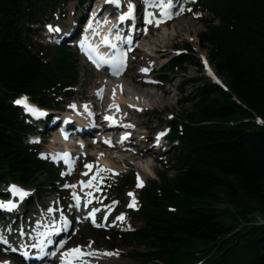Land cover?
<instances>
[{
  "label": "trees",
  "instance_id": "trees-1",
  "mask_svg": "<svg viewBox=\"0 0 264 264\" xmlns=\"http://www.w3.org/2000/svg\"><path fill=\"white\" fill-rule=\"evenodd\" d=\"M72 1L0 0V187L58 179L26 143L33 131L12 101L26 95L58 108L54 97L77 82L68 47L51 52L28 38L29 26ZM195 9L211 17L197 39L225 89L202 76L183 80L180 93L195 89L184 99L189 110L169 123L174 174L158 173L140 193L132 216L138 225L108 239L146 248L131 259L150 264H264V0H199ZM183 46L161 75L168 81L200 68L191 46Z\"/></svg>",
  "mask_w": 264,
  "mask_h": 264
},
{
  "label": "rangeland",
  "instance_id": "rangeland-1",
  "mask_svg": "<svg viewBox=\"0 0 264 264\" xmlns=\"http://www.w3.org/2000/svg\"><path fill=\"white\" fill-rule=\"evenodd\" d=\"M139 4V10L145 12V6H143V0H136ZM99 0H75L69 3L61 4L59 11H57L49 21L52 25H60L63 27L64 34H67L70 30L69 28V18L76 20L78 14L84 13L89 9L90 12H94L98 8ZM190 8H186L188 11ZM156 19H159V10L158 14L155 16ZM200 17V18H199ZM211 18L207 12H197L194 15H183L181 20L176 22H167L162 24V26L156 27L155 24H151L149 28L150 35L147 38H141L138 40V52L134 54L131 58L132 70L128 71L127 75L121 79H118L116 82L104 80L101 74H96L91 71L79 58L78 50L74 44L73 40H70L66 43L68 47L72 49V53L76 55L77 59V69L78 77L77 82L74 85L73 90L68 95H63L61 93L57 94L54 97V103L58 105L60 109L66 111V104H70L76 100L78 101H90L94 107L97 109L99 105H95V96L96 89L103 88L108 90V102L106 103L109 107L110 104L118 105L119 111L121 112L122 118L130 116V123L125 125H131L127 130L128 135H133V138H136L139 144L144 140V136L147 134L151 137H154L155 131L159 130L161 132H168V125L171 119H181L182 114L185 111H188L190 104L185 102L186 96L195 89V87L186 86L184 87V93L178 91V87L183 82L184 79L204 77L202 74L201 67L193 68L187 67L185 75L180 74H171L170 83H167V79L163 78L162 73L167 72L164 68L167 66V62L176 54L179 50H185L184 44L188 43L195 51L196 56L199 58L206 57L207 52L202 50L199 47V42L197 39L198 34L204 30L203 22L200 19H209ZM44 24H38L36 26H29L28 38L34 43V46L40 44L43 47H46L48 51H53V47L49 45L51 41L47 37H43L44 33ZM76 25L78 23H75ZM157 28V29H154ZM68 41V40H67ZM150 67L151 73L149 71L145 74L141 72V69L144 67ZM163 67V68H162ZM141 73L143 76H141ZM169 75V74H168ZM144 78L148 81V84L143 85L140 82V79ZM206 81H209L204 77ZM204 82V81H201ZM95 85H97L95 87ZM102 85V86H99ZM122 86V92L119 93L117 87ZM95 87V88H94ZM113 89H115V98L113 99ZM90 96H94V99H90ZM28 98V97H27ZM71 98V99H68ZM128 98H133L137 104L141 105L140 111H134L131 108L126 106V100ZM30 99V98H29ZM31 100V99H30ZM134 111V112H133ZM52 113V112H51ZM50 113V114H51ZM64 114V113H62ZM53 116L59 120L60 117H63L55 112ZM51 119V117H50ZM26 122V120H25ZM136 124V126H135ZM36 129V134H39L41 137L44 134L42 127L38 128L36 124L33 125ZM140 132V133H137ZM154 133V134H153ZM38 139V138H34ZM48 145L47 142H43L42 145L38 146L39 158L42 156L49 157L47 154H50L52 157L54 155L49 151L59 152V145L54 143ZM153 139V138H152ZM151 139V140H152ZM33 140L28 138V143H33ZM157 144V143H156ZM164 145V144H162ZM142 148H150L154 152L153 157L149 158H131L128 155H121L114 153L113 156L116 158V161L110 160L111 152L120 150V147L115 148L112 151H101L97 148H94L92 151L81 150L78 148L76 151L84 152V154H89L90 159H82L81 163L78 165L77 170L72 173V175L62 176L61 173L66 172L64 168H55V172L58 176L56 181L47 179V177L41 175L38 178V185L33 187H26L30 193L29 199L35 201L36 205H49L50 202L54 201H70V192L64 187L65 184L73 185L79 181V175L83 170V164L86 162L93 163L95 159L105 157L109 159V167L113 173H118V175L110 174L109 172L102 173L100 179V184L94 186V196L93 200L95 203V209H100V219L98 223H105L103 221V216L105 214H110L105 223L107 230H97L96 228H91L89 226H82L79 230H75V234H69L67 239V244L64 249L75 248L80 246L86 248L89 242L92 243V247L97 251L105 252H118L119 255L113 256L112 258L107 259H94V257H86L89 261H96L99 264H150L147 262H138L131 259L135 256V252L144 253L147 251L146 248L135 245L134 247H121L119 244H112L108 239V234L111 232H127L131 229L135 223L134 219L130 218V215L133 216L134 212H131L128 209V204L130 202V197L128 193H133L138 206L140 207V193L135 189L133 182L137 179V176L144 182L145 186L149 184L152 179H156L158 173H167V176L171 177L174 173L170 171L169 160L172 159L174 154V147L171 148V145H166L164 149L158 151L150 143H143ZM83 156L84 155H80ZM128 157L126 164H122L120 160ZM48 162H55L51 157L47 159ZM161 161V162H160ZM54 168V166H52ZM132 181V182H131ZM125 182H131L130 187L125 192L122 190ZM79 183V182H78ZM78 186H80L78 184ZM125 190V189H124ZM5 191V186L0 187V192ZM86 199L84 198V201ZM115 203L114 206L113 202ZM34 204L27 206L28 208L33 209ZM92 205L89 204L88 207ZM112 206V207H109ZM26 209V208H24ZM124 215L125 220L123 223L116 221V217ZM85 215V214H83ZM256 220L259 224H262V219L259 216H256ZM115 222V226L112 225ZM120 238V237H119ZM117 238L118 240H120ZM119 248V249H117ZM2 257H0V260Z\"/></svg>",
  "mask_w": 264,
  "mask_h": 264
},
{
  "label": "snow or ice",
  "instance_id": "snow-or-ice-1",
  "mask_svg": "<svg viewBox=\"0 0 264 264\" xmlns=\"http://www.w3.org/2000/svg\"><path fill=\"white\" fill-rule=\"evenodd\" d=\"M105 2L107 4L113 5L116 8H119L121 6V0H105ZM143 2L145 5L144 23L145 24H155L156 27H159V25L161 23H164L166 20H170L176 16L182 15L185 11V9L182 5L177 7L176 0H143ZM154 7L159 9L160 19H156V17L153 15V13L151 11H148V9L154 8ZM188 11H191V9H188ZM134 12H135V7L129 0V3L127 4V12L121 13L119 15V17H118L119 21L121 23H123L125 20L134 19ZM105 22L107 23V20ZM89 30H92L91 22L89 24ZM48 31L58 33V32H60V29L59 28H53L52 26H48ZM144 31L146 32L147 30L145 29ZM116 39L121 40L122 43H126L129 46H131L133 43L131 36H128L126 39H122L121 36L119 35V29H117ZM102 46L107 47V48L113 50L114 52L116 51V44L110 43L108 37H105L103 39ZM81 47H82V50L85 51V54L88 57V59L90 61H92L97 68H101L105 64H108L112 68L111 74L114 76H117V77L119 75H121V70L125 64L126 59H127V51H131V47H129L127 49V51L121 49V50H119L118 55L113 56L112 58L106 59L104 56L98 54V52H99L98 48H92L87 43L86 40L81 43ZM149 70H150V67L149 68H143V69H141V72L146 74ZM118 87H120V86H118ZM103 92H104L103 88H100L96 91V96L98 99L103 98ZM114 98H115V89H113V99ZM16 103L17 104H24L26 111L31 113L36 118H41V117H44L47 115V113H45V112L38 111L34 108L28 107L26 105L25 101L18 100ZM70 107L73 110H75V108H76L75 105H70ZM113 107H115L116 111H119L118 105H109V110H111ZM130 107H131V105H130ZM84 110L86 112L89 111L87 105L84 106ZM140 110L141 109H137V111H140ZM89 115H91L90 112H89ZM105 120L110 122L109 123L110 127L115 125L113 117L105 116ZM123 127H132V126L131 125H124ZM165 135H167V131L159 133L157 135V137H156L157 145L159 144L160 139ZM64 138L67 139V136L65 135ZM125 139H127V136H124L121 138V143H123V141ZM32 142L37 143L38 141H32ZM105 143H107V144H109V146H111L110 141H105ZM41 158L47 159L49 157L42 156ZM51 158L54 161L62 160L65 163V165L67 166L68 170L66 172L61 173L62 176L72 174L74 164H75V160L73 158H71L68 153L56 154L54 157H51ZM94 167H96L97 173L112 172L111 169L99 168L98 166H94L92 164L85 165V168L88 169V171H92V169ZM82 175L87 176L88 172H84V173H82ZM113 175H118V173H113ZM96 179H97V177L93 176L87 183L81 182V185H82L81 191H83V188H85V187H87V188L93 187V181ZM100 179H103V177H100ZM64 187L74 189L77 187V185L65 184ZM137 187L138 188L143 187V182L140 180L139 176H137ZM7 191L10 193V195L12 197L17 198L20 202L24 201L25 198L30 195V193L19 189L15 185L10 186L7 189ZM87 195H91V193L89 192V193H87ZM128 195L130 197H132V200L128 204V207L129 208L137 207V202L135 200L134 194L128 193ZM72 198L74 200V204L70 205L69 207L75 208L77 211L81 210L80 197L77 196L75 194V192H73ZM90 203H91V200L86 201L83 205L84 209H87L88 205ZM115 203H117V202L114 201L112 206H114ZM18 206H19L18 203L14 202L12 199H9L7 202L0 200V211L12 213L13 211H15L18 208ZM112 206H109V207H112ZM98 211H100V209H95V208L91 209L90 211H88L87 215L82 218V220L83 221H89L90 220V222L92 223V225L94 227H105V223H103V222L98 223L97 222L96 213ZM47 212L50 214L53 212V209L49 208L47 210ZM60 219L63 220V216H61ZM107 219H108V214H105L103 216V221L106 222ZM124 220H125V217L123 214L116 217V221H118L120 223H123ZM64 223H65V226L67 227V221L66 220H64ZM41 226H43L46 230L43 232L37 231L36 229H39ZM109 226H115V222ZM66 227H65V229H61L57 225L55 220L38 222L36 225V229L33 230L35 232L34 242L31 244L23 245V247L36 249L38 251V255H36L34 258L37 260L43 259L44 257L53 258V257H56L57 255H59L60 264H88V261L85 260L84 257L99 258L100 256L111 257V256L119 255L118 252H115V253L114 252H102L101 253V252L94 251V250H92V243L93 242H91V241L86 246V248H82L80 246H77V247L72 248V249L63 250L65 248V244L67 243V241L61 240L58 243H56L55 250H53L51 252L45 251V249L47 247L53 245L54 241H53L52 237L55 235H59L62 230H66ZM127 230H131V229L129 228ZM8 231L11 232V228H9ZM18 232H19V235L21 238H24L26 236V233L24 232V230L22 228L19 229ZM74 234H75V232H73V235ZM29 239H32V237H29ZM0 242L7 243L8 241L5 238L0 237ZM13 250L15 251L16 249H13ZM23 255H24L25 259L29 258V255L27 252L23 253Z\"/></svg>",
  "mask_w": 264,
  "mask_h": 264
},
{
  "label": "bare ground",
  "instance_id": "bare-ground-1",
  "mask_svg": "<svg viewBox=\"0 0 264 264\" xmlns=\"http://www.w3.org/2000/svg\"><path fill=\"white\" fill-rule=\"evenodd\" d=\"M155 8V7H154ZM126 10H127V8H126ZM94 13V12H93ZM186 13L184 12L182 15H180V16H176L175 18H174V20H176V22H178V21H180L181 20V16H183V15H185ZM89 16V12L87 13V17ZM158 18H160V16L158 17ZM69 22H70V24H69V30L71 31V30H73L74 29V27H73V24H74V21L72 20V18L70 17L69 18ZM149 65H147V67H148ZM97 85H95V87H96ZM99 86H102V85H99ZM120 86V85H119ZM94 87V88H95ZM117 89H118V92L119 93H121L122 92V86H120V87H117ZM96 90H98V89H96ZM107 91L108 90H104V92H103V98H102V100H96V98L94 97V96H90L89 98L92 100V99H94L95 98V105H99V108H97V109H102L103 108V104L105 103H107L108 102V94H107ZM95 96H96V93H95ZM130 105H131V107H130ZM126 106L128 107V108H131V109H133L134 111H137V109H141V105L140 104H137L136 103V101L133 99V98H128L127 100H126ZM133 111V112H134ZM114 132H117V131H113V132H111V133H109L110 135L111 134H117V133H114ZM98 133V129L95 127V126H93V128H92V132H91V135L94 137L95 136V134H97ZM127 135H128V133H127ZM93 139H96L95 137L93 138ZM54 142H58L59 141V138L58 137H55V139L53 140ZM116 147H118V146H116ZM107 151H109L110 152V150H107ZM114 153H117V154H121V155H128L129 157H131V158H149V157H153L154 156V152H152V150L150 149V148H142L141 147V144H139V143H134V144H131L130 145V147H128V149H121V150H118V151H114V152H111V158H110V160H113V161H116V158L113 156V154ZM75 161H76V163H78L79 161H80V156H76L75 158ZM128 157H125V158H123L122 160H120V162L122 163V164H126V162L128 161ZM98 163H103L105 166H107V167H109L110 165H109V163H110V161H109V159H106L105 157H101V158H97V159H95V162H93V164L92 165H94V166H98ZM94 169V172L96 171V167H94L93 168ZM76 170V167L73 169V171H72V173L74 172ZM86 170V168L84 167V169L82 170V172H84ZM81 172V173H82ZM92 174V173H91ZM72 175V174H71ZM100 175H102V174H100ZM88 179V177H86V178H84V177H82L81 175H80V178H79V180H80V182H84V181H86ZM98 184H100V181L98 180L97 182H95V185L94 186H96V185H98ZM73 185H77V187L76 188H70L71 189V191L72 192H75V194L76 195H79V196H81V197H84L86 200H85V202L86 201H88V200H93V196H94V187L93 188H89V189H87V190H85L84 192L83 191H81V184H80V186H78V182L77 183H74ZM91 193V195H87V193ZM84 202V203H85ZM91 204V203H90ZM84 205V204H83ZM83 205H81V210H79L81 213H83V214H85V215H87V213H88V211H90L91 209L90 208H87V209H84V207H83ZM78 220H82V218H78ZM71 230H68V232H70ZM92 250H94V251H97L96 249H94L93 247H92ZM97 252H105V251H97ZM113 256H111V257H107V256H100L99 258H96V257H94V259L96 260V259H102V258H104V259H107V258H112ZM88 258H90V257H88ZM84 259L85 260H87L88 261V264H99L98 262H96L95 260L94 261H89L86 257H84Z\"/></svg>",
  "mask_w": 264,
  "mask_h": 264
}]
</instances>
